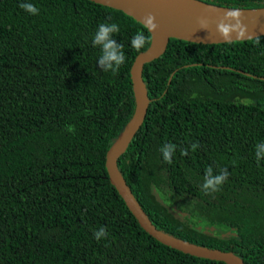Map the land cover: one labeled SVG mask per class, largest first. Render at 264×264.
Returning <instances> with one entry per match:
<instances>
[{"label":"trees","instance_id":"trees-1","mask_svg":"<svg viewBox=\"0 0 264 264\" xmlns=\"http://www.w3.org/2000/svg\"><path fill=\"white\" fill-rule=\"evenodd\" d=\"M101 23L120 28L112 38L126 61L115 73L98 64ZM139 31L149 42L137 51ZM150 40L131 17L89 0H0V264H225L156 241L108 180L106 152L135 107L130 69ZM142 78L151 102L117 161L132 194L158 230L264 264V152L256 158L264 145V36L213 45L170 39ZM166 144L176 146L171 164ZM208 167L229 172L211 195L201 189ZM102 227L107 236L97 241Z\"/></svg>","mask_w":264,"mask_h":264},{"label":"water","instance_id":"water-1","mask_svg":"<svg viewBox=\"0 0 264 264\" xmlns=\"http://www.w3.org/2000/svg\"><path fill=\"white\" fill-rule=\"evenodd\" d=\"M89 1L121 11L142 26L144 17L151 13L155 15L156 23L159 25L154 34L149 32L151 36L149 47L136 56L130 69L135 107L130 120L106 152L105 168L110 184L116 189L128 210L137 220L139 226L159 243L197 258L223 262L225 264H245L240 257L232 252L199 246L158 230L152 224L132 194L131 189L126 184V181L118 169L117 161L126 151L135 134L142 126L151 102L148 98L146 85L142 78L144 66L158 59L165 53L170 39L182 40L195 44L213 45L252 40L264 36V7L239 9L243 13V22L248 27V36L245 38H238L237 34L233 33L232 39L226 41L218 31V24L224 20L227 11L232 8L217 7L201 3L197 0H190L195 6L205 9L208 12L194 13L163 5L153 0ZM202 19L207 21L206 27L201 26L200 21ZM224 22L227 23L228 21ZM232 23H235V21H232ZM181 214L183 216L186 215L184 213ZM210 231L215 236L226 237L232 235V228L227 230L210 228Z\"/></svg>","mask_w":264,"mask_h":264},{"label":"clouds","instance_id":"clouds-1","mask_svg":"<svg viewBox=\"0 0 264 264\" xmlns=\"http://www.w3.org/2000/svg\"><path fill=\"white\" fill-rule=\"evenodd\" d=\"M20 7L26 12L32 15H38L39 9L32 3H21ZM243 13L239 9H231L225 14L224 20L218 24V31L224 37L226 41L232 39V34L236 33L238 38H245L248 36V27L243 22ZM224 21H228L225 23ZM235 21V23H232ZM202 27H206L207 21H200ZM144 29L147 32L153 33L158 29L159 25L156 23L155 15L149 13L146 15L142 21ZM120 28L117 24L111 23H101L98 27L97 32L93 38V45H102V55L99 57L98 64L103 71L116 72L121 65L126 61V56L123 51V45L117 44L115 39H113L114 34H118ZM149 42V37L145 35L144 31H139L131 40V46L140 51ZM72 129L69 128V131ZM175 145L166 144L161 149L163 153V159L171 164L172 156L175 151ZM198 147L197 144L192 145V149L195 150ZM260 151L256 152V158L259 162L261 160V152H264V145H258ZM183 154L187 155V149L183 150ZM207 175L204 178V183L201 185V189L206 194H213L221 190V186L227 180L229 172L227 168L221 169L218 175H213V169L208 167L206 170ZM94 236L97 241L102 237L107 236V231L105 228H100L99 231L94 232Z\"/></svg>","mask_w":264,"mask_h":264},{"label":"bare ground","instance_id":"bare-ground-1","mask_svg":"<svg viewBox=\"0 0 264 264\" xmlns=\"http://www.w3.org/2000/svg\"><path fill=\"white\" fill-rule=\"evenodd\" d=\"M157 3L167 5L176 9H181L194 13H208L205 9L195 6L190 0H153Z\"/></svg>","mask_w":264,"mask_h":264}]
</instances>
